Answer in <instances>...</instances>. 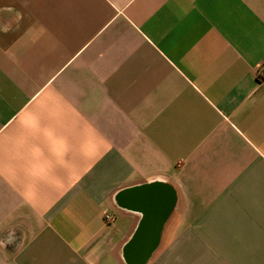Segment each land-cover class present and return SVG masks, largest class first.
Instances as JSON below:
<instances>
[{"label": "crops", "instance_id": "0c3cea01", "mask_svg": "<svg viewBox=\"0 0 264 264\" xmlns=\"http://www.w3.org/2000/svg\"><path fill=\"white\" fill-rule=\"evenodd\" d=\"M264 0H0V264H264ZM110 215L109 219L105 215Z\"/></svg>", "mask_w": 264, "mask_h": 264}, {"label": "water", "instance_id": "95a60500", "mask_svg": "<svg viewBox=\"0 0 264 264\" xmlns=\"http://www.w3.org/2000/svg\"><path fill=\"white\" fill-rule=\"evenodd\" d=\"M136 193H120L118 201L132 204L141 209L143 217L123 252L127 264H145L154 250L160 229L172 206L173 194L165 184H146L138 187Z\"/></svg>", "mask_w": 264, "mask_h": 264}, {"label": "built area", "instance_id": "2783aa9c", "mask_svg": "<svg viewBox=\"0 0 264 264\" xmlns=\"http://www.w3.org/2000/svg\"><path fill=\"white\" fill-rule=\"evenodd\" d=\"M256 78L259 79V80H264V66L262 67H259V69H257L256 71ZM105 218L106 219H109L110 218V215H105Z\"/></svg>", "mask_w": 264, "mask_h": 264}]
</instances>
